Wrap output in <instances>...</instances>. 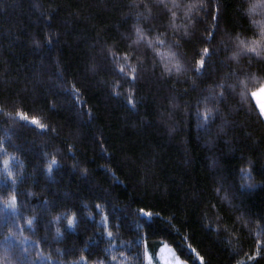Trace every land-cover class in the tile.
Segmentation results:
<instances>
[{"label":"trees","instance_id":"obj_1","mask_svg":"<svg viewBox=\"0 0 264 264\" xmlns=\"http://www.w3.org/2000/svg\"><path fill=\"white\" fill-rule=\"evenodd\" d=\"M166 2L174 18L153 0H0V141L7 149L0 151V264H146L144 241L153 254L169 245L185 264H264V119L251 95L264 85V61L255 54L233 59L229 39H256L264 9L250 15L245 10L256 0H219V30L208 42L201 33L213 21L188 11L194 0H176L179 8ZM145 4L155 31L143 22ZM136 26L165 44L142 42L133 51ZM186 26L193 37L182 38ZM174 41L188 65L203 47L213 50L202 76L161 75V53L177 52ZM109 48L133 57L134 66L140 58L143 79L119 73ZM198 106L217 113L207 132L198 127ZM249 167L250 174L241 171ZM73 213L77 225L69 228L64 217ZM103 214L114 240L104 234ZM257 249L261 255L249 260Z\"/></svg>","mask_w":264,"mask_h":264},{"label":"snow or ice","instance_id":"obj_2","mask_svg":"<svg viewBox=\"0 0 264 264\" xmlns=\"http://www.w3.org/2000/svg\"><path fill=\"white\" fill-rule=\"evenodd\" d=\"M172 2V8H179L180 4L176 2V0H171ZM153 4L156 7H160L162 6L164 9H167L169 12H171V16L174 18L176 15L175 11H172V9H169L168 7V3L166 2V0H153ZM144 8L146 9V11L148 12L147 16L143 17V22L147 23L148 25H150V28L152 31L156 30L155 25L153 24V14H152V9L147 5H143ZM131 8H135L137 7V5L135 3L130 4ZM187 9L189 12L195 10L196 11V17L199 18V20L204 21L206 19V17H211V20L213 21V23L210 25V27H206L205 28V33H201V35L204 36V40L211 42V40L214 38L213 37V31H218L219 30V13L221 12V7L219 4V0H194L193 3L186 5ZM257 8H261L264 9V0H256V2L250 3L249 7L245 10L247 11L250 15L252 13H254ZM209 9H212V11H209ZM203 12L205 15L204 16H200V13ZM140 17H137V21L138 23L140 22ZM189 20L192 22L193 27H195L196 24V20L193 17H189ZM135 32L137 34L136 39L131 41V44L129 45L130 48H133V51H136L135 46L140 45L142 42L149 48H152L154 44L159 45V46H163L165 44V40L160 39L159 36H156L155 39H149L146 34H145V30L142 29L139 26L135 27ZM195 35L194 32L189 31L187 29V26L185 27V30L183 32V37H193ZM227 35V33H226ZM127 39V37H126ZM229 39L234 40L235 42V52L233 53V59H238L241 55H246L249 56V58L251 59V56L249 54H255L256 57H259L261 61H264V26L260 27V35L256 38V39H252V40H245V39H240L239 36L236 37H232L229 35ZM48 43H51V38L48 39L47 41ZM37 45L39 44V42H36ZM175 47L177 48V52H169L167 53V55L165 56V54L161 53V57L162 59H166L167 62L164 64V73H161V75L164 74H175V75H181V74H185L189 71L195 72L197 75H203L204 74V70L206 67V61H205V57L209 58V61L211 60V52L213 51L212 49H209L208 47H203L200 51H201V56L199 59L195 60V64L194 65H188L187 63H181V60L179 58V49L181 47L180 45V41H174L173 42ZM105 55H111L112 56V61L113 64L116 65V67L118 68L119 73L123 74V76L125 77H130L131 78V82L133 83H138L140 82L145 73L147 72V69L145 68V65L143 63V61L140 58H136V64L135 66L132 63V59L133 57L125 54L123 56H119L117 55L111 48L108 49L107 53ZM121 61H123V63H120ZM153 68H155V64H153ZM127 69V71H126ZM95 71V69H93ZM62 76V74H61ZM193 84H196V80L193 79L192 80ZM217 87L220 89L219 95L223 96L224 95V84H218ZM229 88H231L233 91L236 90V86L229 84L228 85ZM73 91L74 95H77V99L78 97V93H79V89L75 88V85L72 86V89H70ZM260 92L264 93V85H261L260 87ZM210 94H215L214 90H212L210 92ZM116 95H120L119 92L116 93ZM251 95L253 97L257 96L256 92H252ZM240 96H241V100L245 101L247 99V92L246 91H241L240 92ZM205 100H207V98H205ZM130 105L135 108L136 106V101L135 100H129ZM218 108V105H217ZM11 115V114H9ZM217 113L213 110V109H209L207 107H205L203 112L199 111V106H198V110H197V117L200 120V123L198 125V127H200L203 131L207 132L209 131V126L211 124V122L213 120H215ZM16 116L21 120V121H26L29 122L33 125H37L39 128L41 129H48V125L41 123V121L35 117H32L31 119H29L28 115L23 113V112H17ZM259 117L264 119V104H261L259 107ZM228 123V121H224V124L221 125L219 132L222 134L225 130V125ZM52 131H55V129H52ZM175 131V128H171L169 129V132L171 134V132ZM0 151H4L6 152L7 149L3 148V142L0 141ZM9 163V160H4V165L5 167H7ZM58 161L55 160L54 158L47 164V169L46 172L48 174H51L52 170H53V165L57 164ZM250 164L252 163L251 161L249 162ZM23 167V164H21V168ZM241 171L246 172V173H251L252 169L251 167H249L248 169H242ZM8 176H10L13 180V182L16 181V177L15 175H13L11 172L8 173ZM248 186L249 187H253L254 185L251 183V181H248ZM224 199L226 200V202L228 203L229 207H232V202L231 200H229L227 197H224ZM16 201H17V197L15 195L11 196V207L15 208L16 207ZM5 203L7 204L8 201H5ZM97 208H99V205H96ZM138 212L146 217H152L154 215L153 212L150 211H146L144 208H140L138 210ZM65 219H67V225L69 228H75L77 225V217L76 214L73 213L71 218H68L66 215L64 217ZM61 219L60 216L54 217V220L56 222H59ZM108 215L107 214H103L101 216V221L102 224L104 226V234L107 235V237L112 238L113 240L115 239L114 233L110 230L109 228V224H108ZM27 224L28 225H33V219H28L27 220ZM215 231H219V229H213ZM56 234L57 236H61L62 233L60 231L59 228L56 229ZM261 233H257V235L259 236ZM9 235H15V233H13L11 231V229L9 228ZM121 243H124L123 241H121ZM259 244L261 246H264V240L259 241ZM144 247L145 249H147V242L144 241ZM189 247H191L189 245ZM111 249H112V242H109L108 245V251L107 254L111 257V260L115 261L117 260V256L113 255L111 253ZM23 251L27 252V249H23ZM162 251L164 252H168L171 255V258L169 259L166 256H161L160 260L163 261V264H182V262L175 256L173 250L171 248H169L167 246V244H165L162 248ZM121 256H124V253H120ZM261 255V252L259 249H257L256 254L253 256H250L248 259L249 260H255L257 259V257ZM143 258L147 260L148 264H154V258L153 256L147 251L145 250V252L143 253ZM127 259V258H125ZM199 259L201 260V262L204 261V257H199ZM81 261H87V257L85 256H81L80 257ZM73 264H79L78 261L73 262ZM99 264H103V261H100ZM121 264H124V261H121ZM237 264H244L243 261H238Z\"/></svg>","mask_w":264,"mask_h":264},{"label":"crops","instance_id":"obj_3","mask_svg":"<svg viewBox=\"0 0 264 264\" xmlns=\"http://www.w3.org/2000/svg\"><path fill=\"white\" fill-rule=\"evenodd\" d=\"M256 93H257V96L254 97V100H255V102H256L258 108H259L261 104H264V93H261V92H260V89L257 90ZM164 245H165V244H164ZM164 245H162V247L159 249V251H158L156 254H153V253L150 252L151 255H152L153 258H154V264H163V261L160 260V257H161V256H165L164 253H166V252L162 251V248H163ZM173 252H174V251H173ZM174 254H175V252H174ZM175 256L179 259V257H178L176 254H175ZM166 257H168V258L170 259V258H171V255L168 254V255H166ZM179 260H180V259H179ZM180 261H181V260H180ZM181 262H182V264H185L183 261H181ZM146 264H148V263L146 262Z\"/></svg>","mask_w":264,"mask_h":264},{"label":"rangeland","instance_id":"obj_4","mask_svg":"<svg viewBox=\"0 0 264 264\" xmlns=\"http://www.w3.org/2000/svg\"><path fill=\"white\" fill-rule=\"evenodd\" d=\"M256 92V91H255ZM169 248H171L169 245H167ZM172 249V248H171ZM149 253H150V251L148 250V249H146ZM173 250V249H172ZM174 251V250H173ZM175 252V251H174ZM151 254V253H150ZM165 254V256L166 255H168L169 253L168 252H166V253H164ZM176 254V253H175ZM177 255V254H176ZM180 259V258H179ZM146 260V259H145ZM181 260V259H180ZM182 261V260H181ZM146 262H147V260H146ZM148 263V262H147Z\"/></svg>","mask_w":264,"mask_h":264}]
</instances>
